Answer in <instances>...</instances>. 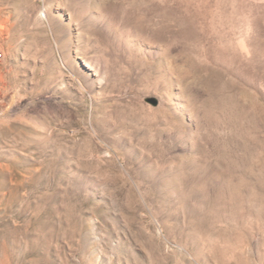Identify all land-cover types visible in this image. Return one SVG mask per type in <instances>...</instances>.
Returning a JSON list of instances; mask_svg holds the SVG:
<instances>
[{
    "label": "rangeland",
    "instance_id": "1",
    "mask_svg": "<svg viewBox=\"0 0 264 264\" xmlns=\"http://www.w3.org/2000/svg\"><path fill=\"white\" fill-rule=\"evenodd\" d=\"M0 52V264H264V0H0Z\"/></svg>",
    "mask_w": 264,
    "mask_h": 264
},
{
    "label": "built area",
    "instance_id": "2",
    "mask_svg": "<svg viewBox=\"0 0 264 264\" xmlns=\"http://www.w3.org/2000/svg\"><path fill=\"white\" fill-rule=\"evenodd\" d=\"M1 60H2V53L0 52V62H1Z\"/></svg>",
    "mask_w": 264,
    "mask_h": 264
},
{
    "label": "bare ground",
    "instance_id": "3",
    "mask_svg": "<svg viewBox=\"0 0 264 264\" xmlns=\"http://www.w3.org/2000/svg\"><path fill=\"white\" fill-rule=\"evenodd\" d=\"M220 215V214H219Z\"/></svg>",
    "mask_w": 264,
    "mask_h": 264
}]
</instances>
